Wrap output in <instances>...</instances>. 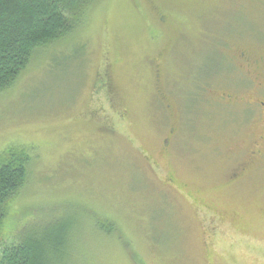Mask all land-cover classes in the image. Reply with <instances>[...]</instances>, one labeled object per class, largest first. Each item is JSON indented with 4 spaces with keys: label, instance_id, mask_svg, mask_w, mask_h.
Masks as SVG:
<instances>
[{
    "label": "rangeland",
    "instance_id": "374dc122",
    "mask_svg": "<svg viewBox=\"0 0 264 264\" xmlns=\"http://www.w3.org/2000/svg\"><path fill=\"white\" fill-rule=\"evenodd\" d=\"M82 22L0 94V154L31 157L0 244L70 219L52 264H264V163L239 172L258 127L218 102L253 91L264 0H93Z\"/></svg>",
    "mask_w": 264,
    "mask_h": 264
},
{
    "label": "trees",
    "instance_id": "16d2710c",
    "mask_svg": "<svg viewBox=\"0 0 264 264\" xmlns=\"http://www.w3.org/2000/svg\"><path fill=\"white\" fill-rule=\"evenodd\" d=\"M92 1L0 0V94L15 84L35 54L75 33ZM30 161L20 147L0 154V228L7 202L27 181ZM70 221L54 228V244L40 237H17L16 243L0 244V264H52L53 253L58 257L67 248L66 240L76 223Z\"/></svg>",
    "mask_w": 264,
    "mask_h": 264
},
{
    "label": "flooded vegetation",
    "instance_id": "af4514ba",
    "mask_svg": "<svg viewBox=\"0 0 264 264\" xmlns=\"http://www.w3.org/2000/svg\"><path fill=\"white\" fill-rule=\"evenodd\" d=\"M247 52L239 55L238 59L244 62L255 75L254 80H252L254 84L253 91L248 94L250 96L246 99H240L227 92L218 99V102L222 105L240 106L242 113L245 115V120L256 124L258 127V133L252 139L251 146L245 155L248 160L239 167L241 170L239 171L240 175L247 174L253 168L257 169L264 163V59L249 60L248 56L251 52L249 50Z\"/></svg>",
    "mask_w": 264,
    "mask_h": 264
}]
</instances>
